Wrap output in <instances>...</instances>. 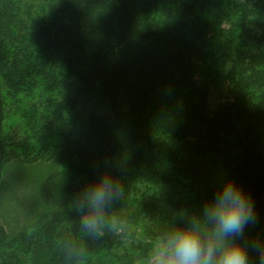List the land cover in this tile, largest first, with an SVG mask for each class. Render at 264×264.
Instances as JSON below:
<instances>
[{
	"label": "trees",
	"instance_id": "1",
	"mask_svg": "<svg viewBox=\"0 0 264 264\" xmlns=\"http://www.w3.org/2000/svg\"><path fill=\"white\" fill-rule=\"evenodd\" d=\"M211 40L225 99L209 112L200 65ZM128 41L136 53L116 58ZM96 87L106 114L87 111ZM8 105L26 121L14 144ZM67 143L33 225L12 240L0 225V264H77L82 249L84 264H136L114 250L118 235L80 224L79 193L105 171L147 189L150 238L195 225L231 179L257 215L241 244L264 241V0H0V185L9 161H51ZM119 203L114 193L118 217ZM248 258L259 264L250 246Z\"/></svg>",
	"mask_w": 264,
	"mask_h": 264
},
{
	"label": "clouds",
	"instance_id": "2",
	"mask_svg": "<svg viewBox=\"0 0 264 264\" xmlns=\"http://www.w3.org/2000/svg\"><path fill=\"white\" fill-rule=\"evenodd\" d=\"M114 193L116 199L123 200V185L108 171L79 193L77 212L84 229L96 236H103L105 229L125 234L126 220L110 207ZM256 222L251 196L228 179L214 199L205 203L203 218L191 227H174L156 234L137 264H249L248 246L257 252L259 264H264V241L240 243L245 228ZM81 251L83 258L77 264H84L87 255L86 249Z\"/></svg>",
	"mask_w": 264,
	"mask_h": 264
},
{
	"label": "rangeland",
	"instance_id": "3",
	"mask_svg": "<svg viewBox=\"0 0 264 264\" xmlns=\"http://www.w3.org/2000/svg\"><path fill=\"white\" fill-rule=\"evenodd\" d=\"M139 46L140 43L136 41L125 42L116 49V58L125 59L133 56ZM200 71L201 76L210 82L207 106L209 112H212L216 105L225 99V67L220 63L216 42L212 40L205 48ZM7 109L9 110L5 122V135L8 143L14 144L22 137L26 121L17 109L10 110L9 105ZM87 111L94 114H106L108 111L107 102L98 87L94 90ZM70 148V143H67L51 161L24 164L11 160L6 165L0 185V225L7 240H12L20 232L28 230L42 213L43 205L38 198L39 185L47 174L64 168ZM180 177H183L181 173ZM122 185L124 198L120 200L117 210L121 213L120 218L131 219L126 221L125 234L118 235L114 250L119 252L130 249L132 253H137L134 254L139 259L147 252L152 239L149 237V223L154 219L153 209L149 204V193L144 186L126 182ZM252 193L251 191L250 194ZM256 225L257 222L253 225L254 228Z\"/></svg>",
	"mask_w": 264,
	"mask_h": 264
}]
</instances>
